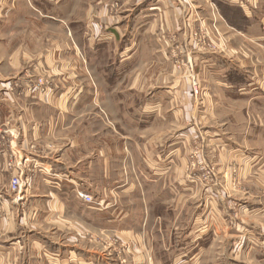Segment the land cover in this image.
Segmentation results:
<instances>
[{"label":"crops","instance_id":"crops-1","mask_svg":"<svg viewBox=\"0 0 264 264\" xmlns=\"http://www.w3.org/2000/svg\"><path fill=\"white\" fill-rule=\"evenodd\" d=\"M209 14L222 20V35L245 43L233 48V60L200 54V86L211 107L202 114L191 108V84L181 94L169 87L130 95V88L141 92L146 85L139 66L165 55L170 34L184 39L194 27L185 28L186 22ZM38 75L50 77V89L28 92ZM130 97L134 118L161 110L171 118L179 98L187 116L194 111L199 118L230 120L228 133L226 125L221 133L216 123L209 126L207 140L228 151L237 177L246 174L248 190L264 193V0H0V264H122L83 240L86 229L120 236L134 230L125 227L118 203L97 188L110 170L107 123L99 120L97 106L121 119ZM9 140L32 167L19 203L8 188ZM78 190L94 202H85ZM262 192L245 206L258 211L255 225L264 232ZM99 199L103 206L95 205ZM136 230L144 229L138 224ZM130 260L155 264L142 255ZM188 261L182 254L172 260Z\"/></svg>","mask_w":264,"mask_h":264},{"label":"rangeland","instance_id":"rangeland-1","mask_svg":"<svg viewBox=\"0 0 264 264\" xmlns=\"http://www.w3.org/2000/svg\"><path fill=\"white\" fill-rule=\"evenodd\" d=\"M111 8L116 10L115 4ZM204 18L195 16L194 21L186 22L185 28L194 27H190L191 35L185 33L184 39L170 34L166 46L158 44L166 48L165 55L152 56L151 63L139 66L146 85L141 92L130 88V95L144 97L152 89L158 92L169 87L181 94L191 84L195 100L191 108L199 107L202 114L204 107H211V99L203 95L200 86V54L210 60L213 55L233 60V48L245 43L222 35L220 24L225 26L221 19L216 22L212 14ZM205 73L208 78L209 73ZM205 98L207 102L203 103ZM134 99L126 100L121 119L116 118V113L109 118L106 110L97 106L99 120L103 118L107 123L109 135L105 141L110 150L108 180L97 181V188L106 201L118 203L125 216V227L134 230L120 236L117 230L86 229L83 244L87 240L89 248L120 258L122 264L135 255L151 258L155 264H176L172 260L180 254L189 256L185 264H264V232L255 225L260 214L246 211L245 206L248 199L259 201L262 190H248L244 183L246 174L237 177L228 151L214 149L215 145L207 140L212 135L207 131L209 126L216 123V133H221L225 129L222 126L228 127L230 120L199 118L193 115L194 111L187 116L185 104L179 98L172 103L177 112L171 118L162 110V115L155 111L134 118ZM241 122L244 124V120ZM228 130L229 127L225 132ZM95 205L103 206V202L99 199ZM138 224L144 230L137 231ZM128 264L134 262L130 260Z\"/></svg>","mask_w":264,"mask_h":264},{"label":"built area","instance_id":"built-area-1","mask_svg":"<svg viewBox=\"0 0 264 264\" xmlns=\"http://www.w3.org/2000/svg\"><path fill=\"white\" fill-rule=\"evenodd\" d=\"M51 82L45 75H38L27 86V91L30 93L43 94L50 89ZM9 146L11 148V153L8 158V167L13 171L12 176L8 183V188L12 193V200L19 203L24 198V189L28 182V177L26 175L27 171H30L32 167L29 165V158L22 156L20 153V148L16 142L9 140ZM33 147V145L31 146ZM78 196L87 203L93 202V197L83 191H77Z\"/></svg>","mask_w":264,"mask_h":264}]
</instances>
